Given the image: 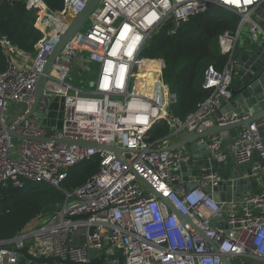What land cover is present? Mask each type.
<instances>
[{"label":"built area","instance_id":"1","mask_svg":"<svg viewBox=\"0 0 264 264\" xmlns=\"http://www.w3.org/2000/svg\"><path fill=\"white\" fill-rule=\"evenodd\" d=\"M62 1L63 7L54 10L45 0H25L43 32L33 51L0 34L6 56V65H0V184L21 187L32 180L62 189L74 166L95 155L101 161L86 182L64 190V201L53 211L38 213L20 234L0 240V264H17V250L25 246L37 256L70 257L80 263L88 262L87 247L104 246L107 254L125 257L123 263L110 258L108 264H224L223 254L264 260V144L259 132L264 119L233 137L231 153L220 134L208 136L211 157L226 163L246 162L254 150L260 154L252 175L262 185L231 201L213 196V188L225 180L218 167L197 165L186 146L170 147L191 130L202 132L248 117L223 111L225 103L219 98L232 99L242 26L250 23L253 31L252 16L264 0H101L87 29L83 25L53 61L35 113L25 118L49 54L87 0ZM208 2L236 12L240 22L235 31L219 35L220 49L229 60L220 71L214 66L205 71L202 86L211 90L209 97L180 118L170 111L178 97L164 77V60L147 57L145 51L168 23L175 29L207 10ZM82 61L76 85L71 78L75 63ZM145 61L160 62L154 95L140 92L149 72ZM53 99H62L63 118L57 128L43 121ZM164 122L169 133L150 140L149 133ZM11 127L21 136L19 143L7 132ZM65 138L124 148L128 164L108 149L57 142ZM137 174L192 222L183 223ZM81 230L85 232L78 233ZM75 234L86 235V242L74 240Z\"/></svg>","mask_w":264,"mask_h":264},{"label":"trees","instance_id":"2","mask_svg":"<svg viewBox=\"0 0 264 264\" xmlns=\"http://www.w3.org/2000/svg\"><path fill=\"white\" fill-rule=\"evenodd\" d=\"M54 10L63 7L62 0H45ZM240 15L220 6L209 7L204 12L182 22L173 29L168 23L156 33L145 53L147 57H160L164 60V77L177 101L170 111L180 118L194 112L198 105L209 97L211 90L202 86L204 67L213 65L222 70L229 55L222 53L219 35L225 31H235ZM0 34L8 35L12 42L28 52L43 36L36 26V12L30 9L25 0H0ZM240 43V42H239ZM239 44L236 55L242 51ZM150 64L148 91L155 93V82L160 67L159 61H146ZM0 65H6V56L0 45ZM169 125L164 122L149 133L154 140L167 135ZM101 158L95 155L74 166L63 182L62 189L45 182L27 180L23 186L0 184V240L10 239L23 229L42 211H53L63 202L65 192L82 185L99 169Z\"/></svg>","mask_w":264,"mask_h":264},{"label":"water","instance_id":"3","mask_svg":"<svg viewBox=\"0 0 264 264\" xmlns=\"http://www.w3.org/2000/svg\"><path fill=\"white\" fill-rule=\"evenodd\" d=\"M100 2L101 0H87L83 9L71 20L65 32L55 43L45 63L43 72L39 76L34 96L30 103V110L25 118L35 113L53 61L59 55L63 47L76 36ZM217 5L218 4L215 2H208V7ZM252 24L254 26L253 31H251L250 28H246V25L242 26V31L248 32L249 35L242 45L239 44V46L241 45L240 48L242 52L236 55L237 69L235 77L240 78L241 85L236 86L233 82L231 86L233 96L230 101L227 102L223 97L219 98L222 103H225L223 111H235L238 114L248 115V117L231 123L214 124L207 127L202 132L191 130L184 133L180 140L170 146L171 148L186 146L191 150L194 158L197 160V165L218 167V169L223 172L225 180L221 181L218 186L213 188V196L217 201H231L236 199L240 192L255 193L259 186V180L252 175L253 164L261 161L260 154L257 150L251 153L248 161L228 166L226 160H218L211 157L210 151L207 148L208 136L220 134L224 138L226 151L231 153L233 151V135L238 132V128L241 126L248 127L253 121L264 119V2L253 14ZM7 132L16 138H21L16 132L15 127L7 129ZM259 132L264 144V126H260ZM201 139H204V142L200 143ZM73 141L89 147L108 149L113 152L122 163L128 164L123 155L125 149L113 144H106L101 141H85L67 138L58 140L57 142L71 143ZM245 165L247 166L246 171L242 173L240 168ZM192 168L195 171L198 170V167L195 165H193ZM182 171L183 177L187 178V169L183 168ZM137 178L142 184L146 185L153 194L161 198L171 210L175 211L183 223L192 222L189 215L182 214L177 210L170 200L163 193L157 191L147 179L139 174H137ZM206 190L212 192L210 187L206 188ZM82 217H87V215H83ZM81 232H85V230H81L78 233ZM90 233H93V229L90 230ZM201 234L208 243L213 244V241L206 235L205 231H201ZM73 239L86 242V235L75 234ZM87 250L88 262L80 263L72 260L70 257L63 259L58 256H37L30 252L29 247L25 246L17 250L21 254L17 264H108L110 258H117L121 263H123L125 259L122 254H107L106 246L100 249L87 247ZM221 258L224 264H264V260L251 259L246 256L227 257L223 254Z\"/></svg>","mask_w":264,"mask_h":264},{"label":"rangeland","instance_id":"4","mask_svg":"<svg viewBox=\"0 0 264 264\" xmlns=\"http://www.w3.org/2000/svg\"><path fill=\"white\" fill-rule=\"evenodd\" d=\"M90 22H91L90 19H88L86 21V23L83 26V30L84 31L90 25ZM81 66H84V61L79 62V63H75V66H74V73H73L71 79L74 82V84H76V85H77V82L82 77V75L80 73ZM211 66H213V65H206L204 67V70L206 71ZM77 70H78V72H77ZM141 90H144V89L142 88ZM152 94H155V93H152ZM48 114H49L48 118H47V116H44L43 117V121L48 123V124H51L52 126H56L55 128H57L60 125V123L62 121V118H63L62 99H57V100L53 99L52 100V103H51L50 110H49ZM14 141H15V143H19L20 142V140H18L17 138H15Z\"/></svg>","mask_w":264,"mask_h":264},{"label":"crops","instance_id":"5","mask_svg":"<svg viewBox=\"0 0 264 264\" xmlns=\"http://www.w3.org/2000/svg\"><path fill=\"white\" fill-rule=\"evenodd\" d=\"M250 27H251V24H250V23L246 24V28H250ZM248 35H249L248 32L242 31V35H241L240 43H239V44L242 45V43H244L245 40L247 39ZM241 45H240V46H241ZM233 82H234V84H235L236 86L241 85V80H240L239 77H235ZM244 128H246V127H245V126H241V127H239V128H238V132H237L236 134H234L233 137L236 136V135H237L241 130H243ZM227 165H228V166H233V165H234V164H233V161H231V160L228 159V163H227ZM246 168H247V166L245 165V166H243L242 168H240V171H241L242 173H245ZM261 182H262V181H261ZM262 183H264V181H263ZM262 183L259 184V186L257 187V189L260 188V186L262 185ZM240 193H242L243 195H247V194H252L253 192H240ZM240 193H239V194H240ZM256 260H258V259H256Z\"/></svg>","mask_w":264,"mask_h":264},{"label":"bare ground","instance_id":"6","mask_svg":"<svg viewBox=\"0 0 264 264\" xmlns=\"http://www.w3.org/2000/svg\"><path fill=\"white\" fill-rule=\"evenodd\" d=\"M143 65H145V67L148 68V69H149V72H150V70H151V68H150V64H149L148 62L145 61V62L143 63ZM149 72H148V74H147V79L145 80L144 84H142V87L140 88V92H141V94L154 95V94H152L151 92L148 91V75H149ZM142 88H143L144 90H141ZM146 88H147V89H146Z\"/></svg>","mask_w":264,"mask_h":264}]
</instances>
